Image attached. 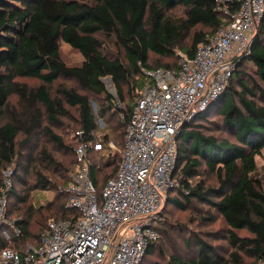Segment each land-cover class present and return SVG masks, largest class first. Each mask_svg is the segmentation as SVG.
Instances as JSON below:
<instances>
[{"label":"trees","instance_id":"obj_1","mask_svg":"<svg viewBox=\"0 0 264 264\" xmlns=\"http://www.w3.org/2000/svg\"><path fill=\"white\" fill-rule=\"evenodd\" d=\"M177 6L185 11L180 19L169 15ZM227 19L216 0H0V46L5 47L0 50V189L2 169L15 164L7 218L21 228L11 241L0 237V248L22 251L28 243H40L46 220L79 216L60 188L72 179L75 150L69 165L54 151L69 152L93 139L99 119L105 124L103 136L114 138L122 149L137 89L153 82L144 70L178 68V51L194 55L205 36ZM61 41L83 55L80 64L64 60ZM20 78L40 84L30 87ZM116 98L125 105L117 106ZM62 118L70 119L74 134L83 131V136L68 142L55 129ZM206 123L213 124V132ZM177 147V184L164 199L161 236L140 264H247L246 256L264 262V177L256 175V156L264 149V16L229 84L184 124ZM91 154V177L102 203L104 185L122 155L106 147ZM43 187L57 190L56 195L36 206L28 191ZM172 209L189 218L172 219ZM195 210L204 221L220 219L223 231L214 238L190 232L187 223Z\"/></svg>","mask_w":264,"mask_h":264},{"label":"built area","instance_id":"obj_2","mask_svg":"<svg viewBox=\"0 0 264 264\" xmlns=\"http://www.w3.org/2000/svg\"><path fill=\"white\" fill-rule=\"evenodd\" d=\"M216 3L228 19L205 36L194 55L179 50L178 68L144 70L153 82L138 90L127 123L122 158L104 185L103 202H99L91 177V151L117 147L112 138L103 136L105 124L99 119L100 130L94 138L83 140L74 148L77 163L72 179L61 187L69 194L67 206L77 208L79 216L74 220L50 218L40 243H28L22 251L1 247L0 264L141 263L147 248L161 236V208L167 191L177 184L173 178L177 136L186 122L224 91L238 60L249 53L264 16V0ZM116 103L120 104L118 98ZM74 135L83 136V131ZM3 175L0 237L11 241L21 228L7 218L12 168L3 170Z\"/></svg>","mask_w":264,"mask_h":264},{"label":"rangeland","instance_id":"obj_3","mask_svg":"<svg viewBox=\"0 0 264 264\" xmlns=\"http://www.w3.org/2000/svg\"><path fill=\"white\" fill-rule=\"evenodd\" d=\"M88 1H91V0H88ZM184 12L185 11H184L183 7L177 6V7L173 8L172 10L169 11V15L174 17V18L180 19V18L185 16ZM190 35H191V32L187 35L186 40L188 38H190ZM111 48H113V49L115 48V45H113V43H111ZM2 49H5V47L0 46V50H2ZM61 50H62L63 58L68 64H72V65L80 64L84 59L83 55L79 51L72 48V46L65 41H61ZM250 71L254 72L253 69H250ZM19 80L22 82H26L30 87H37L40 84L39 80L32 79V78H20ZM105 80H107L106 84H107L108 89L110 91L112 89L111 92L116 93V90H115L112 82L109 81L110 79H105ZM60 82H64L66 84H73L72 81L65 80V79L60 80ZM58 85H59V83H56L53 86H51L53 93H55ZM138 90L139 89H137V91ZM12 99L14 100V103H16L17 97L14 96V97H12ZM92 103H93V106H94V103L97 106V103L94 99H92ZM124 105L123 104H119V105L117 104V106H121V107ZM73 111L75 112L74 109H73ZM75 117H76V114H75ZM71 122L72 121L70 119L62 118V124L58 125V128H55L60 134L64 135L65 139L68 142H70L71 139H73V137H74V128L71 127L70 125H68V124H72ZM206 126L210 132H213L212 131V128H214L213 124L206 123ZM103 133H105V131H103ZM216 134H219V133H216ZM110 138H112V137H110ZM112 139L114 140V138H112ZM73 147H74V145H73ZM73 147L71 148V150H69V152L68 151L59 152L58 150H55L54 153L60 160H63L66 165H69L71 158H72V157H70L71 153H72L71 151H74ZM116 147L117 148L115 149V151L119 155H121V146H119L116 143ZM256 160H257V165H258V171H257L256 175L260 176V177H264V149H263L261 155L256 156ZM6 168L2 169V177L4 176L3 170H5ZM10 168H12V170H15L16 165L13 164ZM47 174H49V176L51 178L54 177V175L52 173H47ZM70 174H72V171H70L69 176H70ZM30 184L32 185V183L29 181V185ZM61 184H62V182L60 181V183L58 184V188ZM61 187H62V185L60 186V188ZM19 189L21 190V188H19ZM21 191H22V194L25 192L24 190H21ZM56 191L57 190L50 189L49 187H43V188H39V189L29 190L28 193H29L31 200L34 203V205L41 206V205H46L49 201L54 199V197L56 195ZM165 210H166V201L164 200L161 212H164ZM172 214H173L172 219L178 218V220H180V221H184V220H187L189 218L188 213H183V212H180V211L175 210V209H172ZM202 215H203V213H201L198 210H195L193 215L191 214V224L189 225V223H187L188 224L187 228L190 230V232L193 230H197L198 232H201L204 236H208L210 238L212 236V238H214V236L217 232L223 231L224 227H223V223L221 222L220 219H217L214 222H207V221H204L201 219ZM163 217H164V215H163ZM46 221H48V220H46ZM188 226H190V227H188ZM215 242L223 243L222 240H216ZM245 259H246L247 264H264L263 261L253 259V258L248 257V256H246Z\"/></svg>","mask_w":264,"mask_h":264},{"label":"water","instance_id":"obj_4","mask_svg":"<svg viewBox=\"0 0 264 264\" xmlns=\"http://www.w3.org/2000/svg\"><path fill=\"white\" fill-rule=\"evenodd\" d=\"M94 108L96 109L97 108V106H96V104L94 103Z\"/></svg>","mask_w":264,"mask_h":264}]
</instances>
